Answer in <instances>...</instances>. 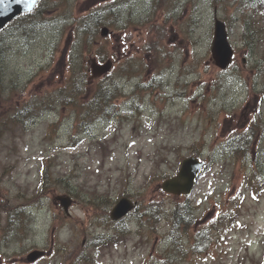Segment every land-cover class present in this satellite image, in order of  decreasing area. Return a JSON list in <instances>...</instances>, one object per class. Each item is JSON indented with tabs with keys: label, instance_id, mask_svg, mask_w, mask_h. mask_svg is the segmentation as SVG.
Wrapping results in <instances>:
<instances>
[{
	"label": "rangeland",
	"instance_id": "obj_1",
	"mask_svg": "<svg viewBox=\"0 0 264 264\" xmlns=\"http://www.w3.org/2000/svg\"><path fill=\"white\" fill-rule=\"evenodd\" d=\"M108 1L115 7L105 19L112 34L103 37L100 27L95 43L88 45L81 27ZM45 16L52 22L39 24L29 37L16 24L3 32L0 264H65L70 257L66 263L75 262L91 234L105 230L95 211H104L99 198L107 192L117 200V192L148 190L167 199L161 205L171 216L176 202L160 193L164 180L154 178L174 174L184 157L218 156L224 136L238 132L224 128L251 119L256 89L264 94V42L249 55L253 33L262 29L264 35V13L243 9L239 0H58L55 11ZM216 16L226 21L236 49L227 69L212 57ZM99 52L115 62L104 80L109 88L118 84L121 112L97 122L93 133H82V110L76 107L87 94L78 105H65L62 90L79 75L80 66L91 79L92 59L100 60ZM25 105L36 107L34 118L18 117ZM253 136L264 139L260 133ZM217 156L189 196L196 216L203 218V210L214 204L232 210L235 201L241 205L239 200L247 197L237 229L194 256L193 264H264V194L255 199L246 190V174L254 177L264 169V157L259 162L250 157L237 167L233 159ZM68 186L79 198L66 192ZM62 193L74 198L71 216L56 200ZM16 210L22 217L10 219ZM56 215L65 223L58 224ZM130 224L134 234L128 248L109 249L98 258L101 264H160L170 253L182 257L172 244L167 218L144 241L137 238L138 220ZM184 243L190 247L187 238ZM38 249L47 255L30 263L28 255Z\"/></svg>",
	"mask_w": 264,
	"mask_h": 264
},
{
	"label": "trees",
	"instance_id": "obj_2",
	"mask_svg": "<svg viewBox=\"0 0 264 264\" xmlns=\"http://www.w3.org/2000/svg\"><path fill=\"white\" fill-rule=\"evenodd\" d=\"M48 1V0H47ZM217 1V0H215ZM49 2V1H48ZM113 3H116L115 1H112ZM240 6L243 7V9H248L257 6L258 8H262L264 6V0H239ZM110 5H112L110 7ZM53 6H56V3L53 2ZM49 8L47 3L45 1L41 2L36 11L34 12L33 16H30V14L25 15L21 20L19 19L17 22L15 21L14 24H16V27L23 30L26 34L30 33L33 28L40 22H48L50 20L49 17L45 16L46 9ZM115 12L114 4H111L110 2L107 3L106 6L101 7L100 9L88 14L86 16V20L84 24L81 27V30L83 31L82 34L83 39L89 40L88 45H92L95 43V35L98 33L99 28L105 24L106 17L109 14H113ZM14 24L10 25L6 30H8L10 27H12ZM248 27V23H246ZM248 30V28H247ZM5 31V30H4ZM3 32L0 33V62L4 58V53L6 51L5 47V40L3 39ZM252 44V43H251ZM99 57L104 59L106 58V55L102 52H99ZM79 75L75 78H73L70 81V84L66 86L65 89H63L64 98L60 101L61 103L65 105H72L76 106L79 104L78 99L84 98L83 96L87 94L86 98L87 100L82 104L84 109V114L80 117V126L83 129H86V127H89L93 121H95L97 118H100V116L110 117L116 113L117 109V103L116 99L118 98V89H117V83L114 84L111 88H109L107 81L104 79H101L97 82L96 86L92 89H88V86L90 85V80L88 79V74L84 70L82 66L78 69ZM81 107V105H80ZM25 111H27L26 114L18 113V117L22 120L23 117H35L36 113V107L28 106L26 105ZM23 110V111H24ZM237 145L244 149L245 151L248 150L245 143H249V140L245 137L237 139ZM250 144V143H249ZM260 181L258 179L259 184L262 185V177H260ZM253 185H257L254 183V181L251 182ZM260 186L253 187V188H259ZM68 193L73 194L74 197L77 199L79 198V194L75 190L74 187L68 186L67 188ZM100 202L104 204L102 206L103 208H106L108 204H110L113 199L111 196H107L105 199H99ZM101 207H97V215L106 213V209L98 210ZM13 216H17L19 218L22 217V214L20 210H16L15 213L10 215V219ZM180 218H183V214L179 215ZM62 217L59 218V221H62ZM174 233V232H172ZM174 237V234H172ZM182 253H185V251L182 249ZM171 260V259H170Z\"/></svg>",
	"mask_w": 264,
	"mask_h": 264
},
{
	"label": "water",
	"instance_id": "obj_3",
	"mask_svg": "<svg viewBox=\"0 0 264 264\" xmlns=\"http://www.w3.org/2000/svg\"><path fill=\"white\" fill-rule=\"evenodd\" d=\"M36 1L37 0H3V3H0V29L21 12L33 8ZM107 33L108 28H104L103 34ZM212 51L216 64L221 68H227L232 61L234 49L228 39L226 24L220 19L216 20ZM111 67V60H108L105 64H99L96 60H93L92 69L94 76L109 71ZM201 167L202 163L194 157L184 159L179 174L174 178L166 180L163 184L164 189L176 194L189 193ZM57 199L61 201L66 209H68L72 203V199L68 195L57 196ZM132 207L133 203L130 199L124 197L114 207L112 217L118 219L132 209ZM39 254L38 252L31 254L30 259L35 260Z\"/></svg>",
	"mask_w": 264,
	"mask_h": 264
},
{
	"label": "snow or ice",
	"instance_id": "obj_4",
	"mask_svg": "<svg viewBox=\"0 0 264 264\" xmlns=\"http://www.w3.org/2000/svg\"><path fill=\"white\" fill-rule=\"evenodd\" d=\"M0 3H3V0H0Z\"/></svg>",
	"mask_w": 264,
	"mask_h": 264
},
{
	"label": "flooded vegetation",
	"instance_id": "obj_5",
	"mask_svg": "<svg viewBox=\"0 0 264 264\" xmlns=\"http://www.w3.org/2000/svg\"><path fill=\"white\" fill-rule=\"evenodd\" d=\"M254 111L256 112V109H254ZM256 114H257V112H256Z\"/></svg>",
	"mask_w": 264,
	"mask_h": 264
}]
</instances>
